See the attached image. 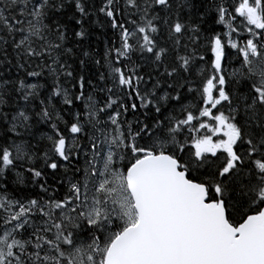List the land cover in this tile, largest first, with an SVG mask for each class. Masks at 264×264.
<instances>
[{"label": "snow or ice", "instance_id": "6c2138e0", "mask_svg": "<svg viewBox=\"0 0 264 264\" xmlns=\"http://www.w3.org/2000/svg\"><path fill=\"white\" fill-rule=\"evenodd\" d=\"M0 264H264V0H0Z\"/></svg>", "mask_w": 264, "mask_h": 264}, {"label": "trees", "instance_id": "16d2710c", "mask_svg": "<svg viewBox=\"0 0 264 264\" xmlns=\"http://www.w3.org/2000/svg\"><path fill=\"white\" fill-rule=\"evenodd\" d=\"M99 31L100 30L97 29L96 33L91 37V40H92V42L94 43L95 46L102 47V44L97 43V41H96V37H97V35H99ZM101 40H103V37H101Z\"/></svg>", "mask_w": 264, "mask_h": 264}]
</instances>
